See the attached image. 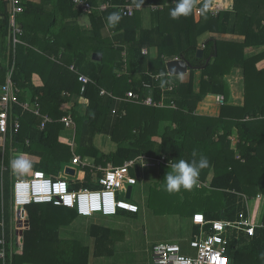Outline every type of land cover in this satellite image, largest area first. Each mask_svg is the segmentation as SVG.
Instances as JSON below:
<instances>
[{"label":"trees","instance_id":"1","mask_svg":"<svg viewBox=\"0 0 264 264\" xmlns=\"http://www.w3.org/2000/svg\"><path fill=\"white\" fill-rule=\"evenodd\" d=\"M88 1L94 8L86 11L77 8L73 0H26L24 11L16 16L23 29L18 35L21 42L14 46L8 3L0 0V83L14 67L12 78L20 88V100H39L42 113L54 119L41 129V116L15 106L13 115L20 119L21 128L16 133L10 129L5 135L11 136V147L19 150L13 153L10 148L8 157L4 161L0 158V239H6L8 264H90L91 254L97 258L114 256L117 240L124 239L120 229L92 224V253L90 246L62 233L63 227L77 220L74 209L51 203L31 204L27 206L31 223L24 231L22 252L11 251L18 222L11 194L16 174L10 161L21 153L36 156L40 160L32 161L29 173L40 169L53 178L60 177L64 164L74 157L59 134L65 127L61 118L68 113L77 124L76 154L94 155L103 166H118L140 155L166 156L173 162L191 160L193 151L197 158L205 156L208 166L200 171L198 180L206 182L210 174L213 177L209 186L180 190L179 199L184 200L185 208H180V214L184 216L186 212H199L207 221L240 219L248 216L247 198L254 202L255 210L264 198V67H258L264 61V0H236L234 12L218 13L209 10L210 0H204L191 14L177 19L170 16L175 0ZM107 1L113 6L100 12L97 7ZM127 4L135 6L134 15L121 12ZM154 4L167 6L154 10ZM215 4L221 5L222 0H215ZM145 6H150L151 27L144 26L141 12ZM117 11L122 18L110 27L107 17ZM205 32L217 36L205 39L204 54L199 58L200 37ZM225 33H236L243 39L231 40L223 36ZM253 47L263 50L246 57L245 49ZM152 48L158 49L155 58L150 53ZM94 53H101L102 60H94ZM171 55L192 66L188 82L168 75L166 57ZM72 64L91 81H79V75L70 69ZM237 66H242L245 73L244 105L228 103L230 92L224 78ZM197 71L205 77L195 91ZM34 74L41 77V86L33 82ZM144 83H151L154 99L163 100L164 107L118 101L101 94L102 89L116 96H124L129 90L145 94ZM168 85L173 89L167 90ZM209 93L225 97L218 117L196 114L198 103ZM66 103H72L68 111L62 109ZM82 103L86 105L83 114L78 109ZM162 121L171 124L156 141L153 138L159 135ZM98 134L110 136L117 149L101 152L95 145ZM162 166L165 169L159 181L149 187L150 208L155 197L162 198L159 194L166 193L163 178L171 168ZM80 186L98 187L92 172L82 184L71 187ZM189 198L193 199L188 207L191 210H186ZM117 216L136 218L126 210H120ZM261 222L263 226L257 227L252 236L243 231L231 235V248L238 246L235 264L238 258V264H264V211ZM198 227L195 225L196 234Z\"/></svg>","mask_w":264,"mask_h":264},{"label":"built area","instance_id":"2","mask_svg":"<svg viewBox=\"0 0 264 264\" xmlns=\"http://www.w3.org/2000/svg\"><path fill=\"white\" fill-rule=\"evenodd\" d=\"M8 3L9 12L11 14V27L13 44L21 42L18 35L23 33L22 27L16 22V16L24 11V3L26 0H5ZM75 6L83 10H92L94 8L88 0H73ZM113 6L110 1L101 3L97 9L100 12L107 10ZM161 5H152V9H160ZM140 9V8H139ZM136 11L135 6L131 4L123 5L121 12L125 15L132 16ZM200 11V10H199ZM145 52H147L145 50ZM124 53V57H125ZM70 69L79 75V81L87 84L91 78L86 74L80 73L77 67L72 64ZM14 67L8 69L7 78L4 83H0V132L4 135L11 132L16 133L21 128V121L13 114L14 107L19 106L24 111L32 112L42 117L40 124L44 129L48 123L54 119L43 114L39 100H20V88L14 82L12 75ZM168 75H170L168 71ZM159 77V76H157ZM145 94L136 90H129L124 96H116L113 92L106 89L101 90L102 95L115 98L118 101H126L135 104H143L152 107H164L163 100L154 99V89L151 83H144ZM172 90L173 85L165 87ZM61 121L65 127L76 130V123L71 113L63 116ZM75 138V137H74ZM173 160H167L166 156L153 158L147 155H140L135 158L126 160L123 164L114 166L109 164L107 167L97 165L89 160L84 159L80 154L74 153L71 165L82 166L81 172L84 177L68 179L67 176L61 174L58 178L49 176L45 171L37 169L27 175H19L13 181L11 194L14 208L16 210L15 219L23 220L24 208L31 204H53L74 209L79 216L93 217L96 213L104 216H117L122 204L119 202V192L121 190L127 192L130 186L137 183L135 167H151L162 164H171ZM90 167L93 174V182L98 185L96 188L83 187L72 188V184H82L86 180L87 170ZM78 172V170H77ZM102 172V173H101ZM77 174V173H76ZM204 183V182H203ZM209 186V183H204ZM198 183V187L204 186ZM247 198V197H246ZM131 199V198H128ZM248 216L240 219H214L205 220L202 213L195 214V220H198L202 229L198 237L190 238L187 245H181L176 242H159L154 244L152 248L153 264H235L236 252L238 246L231 248V235L233 232L243 231L250 236L254 235L257 227L263 226L258 221L260 210L252 208L247 198ZM18 208V209H17ZM122 210L129 212H138V204L135 206L128 205ZM19 224V223H18ZM209 226L205 230V226ZM0 259L3 264L7 263V247L6 239H0Z\"/></svg>","mask_w":264,"mask_h":264},{"label":"rangeland","instance_id":"3","mask_svg":"<svg viewBox=\"0 0 264 264\" xmlns=\"http://www.w3.org/2000/svg\"><path fill=\"white\" fill-rule=\"evenodd\" d=\"M204 0H195V7L197 8V5L202 2ZM211 2V6L209 7V10L212 11L213 13H218L220 10H228V11H232L234 12V9L236 7V0H222V4L219 6H216L215 4V0H210ZM162 7H159L160 10H163L166 8V4H161ZM199 10H201V8H198ZM156 10V9H154ZM141 14L143 16H145V19H147V23L150 22V20L152 21V17H151V13H150V6H145L142 8V12ZM149 17V18H148ZM154 20V19H153ZM156 20V19H155ZM214 34H211L209 32H205L203 33V35L200 37V48H203V42H205V39H209L210 36H213ZM217 36V35H214ZM223 36H225L226 38H229L231 40H235V41H241L243 39V36H239L236 33L235 34H230V33H225L223 34ZM263 48L259 47H253V48H246L245 49V54L246 57L248 56H252L255 55L257 53H259L260 51H262ZM170 58H177L174 56H168ZM105 60H108V57L105 56ZM124 60H126V55L124 57ZM260 66V68L264 67V61L262 63H260L258 65V67ZM120 73V72H119ZM118 73V75H119ZM186 75V74H185ZM39 76V75H38ZM40 77V76H39ZM197 77V78H196ZM205 76L200 73V71L195 73V78L197 79V81H201L202 78H204ZM182 79L183 75H177L175 76V79ZM194 78V79H195ZM195 79V80H196ZM225 82L228 85V89L229 92L230 90H234L236 92L239 91L238 96H240L239 99H236L235 102H240L242 101L241 98L243 97V102L240 105H244L245 101H246V94H247V90H246V80H245V73L243 70L242 66H237L235 67L232 72L230 74H228L225 78H224ZM33 82L35 84H38L39 86H41V84H43L41 77L38 78L37 76H33ZM197 84V83H196ZM200 87V86H199ZM199 87L197 86V90H199ZM241 91V92H240ZM230 97V96H229ZM223 98L225 99V97L223 96ZM222 99V98H221ZM231 101V99H230ZM72 106V103H66L62 105V109L64 111H68V109ZM214 114V112H212ZM75 132L76 130L64 127L63 130L60 131V135L62 137V139L64 140V144H66L67 148L70 150V152L72 153H77L76 150L78 148V142L77 139H75ZM10 143H12L11 141V136L9 138H6V136L4 134H2L0 132V158L2 161H4L6 159V157H8V152L11 151L17 152L19 153V150H16L15 147H11ZM95 145L101 150V152L103 153H109L111 150H115L117 148V143L108 135L105 134H98L95 137ZM94 152L96 154L97 151L94 150ZM24 153H21L19 155H23ZM79 154L86 160L91 161L92 163H95L97 165H103L101 163H96V159L93 158L95 157L90 156V155H83L82 153L79 152ZM93 154V153H92ZM16 156V155H15ZM24 156L33 161V162H38L40 160L39 157L36 156H30V155H25ZM72 161L67 162L63 169V172L61 174L67 176L68 179H73L75 178V176H69L65 174V168L66 166H71L74 167L78 170L77 172V176L80 178L84 177V172H81L80 170L83 169L82 166H78V165H71ZM109 164L106 165V167ZM113 165V164H111ZM165 168H163L162 170H164ZM87 170V174L91 173V168L88 167L86 168ZM147 171H151V183L156 182L158 180V172L157 170H155V174L152 173V169L151 170H147ZM29 173V172H28ZM27 173V174H28ZM102 173V172H101ZM25 174V175H27ZM17 175V174H16ZM198 183L204 184L203 181L198 180L197 184L193 187V190L195 187H197ZM148 181L146 178V175H144L141 178H138L137 183L134 185L133 187V192H132V198L128 199L126 196V191L125 190H121L119 192V202L120 204H122V207L125 208L128 205L131 206H135L137 205V202H139L140 204H147V197H148V191H149V187L147 186ZM204 186H206L204 184ZM159 188L161 186H158ZM199 188V187H198ZM194 193V192H193ZM179 192L176 193H168L166 191V193H164L163 195L159 194L160 196H162V198L160 197L159 199L157 197L154 198V204L152 205V207H148L152 210L148 211V214L143 213V209L141 210L139 207V211L140 213L138 214L137 218H134L133 220V225H122V222H113V227L118 228L122 231H125L127 233V231H129L130 233L128 234V239L125 240V242H122L120 244L119 247H117V252L115 253V256L113 258H104V261H95V258L92 257V263L91 264H153V259H152V248L154 246V244L159 243V242H176L179 244H183L184 245V241L188 238L190 239L191 237V229H192V223H193V219H187L188 216H195V214H189V212H186V210H191L190 207L192 204L193 199L189 198V201L186 202L187 204H189L188 206H186V216L180 214V208L184 206V200L182 202H180L179 199ZM153 203V200H152ZM151 203V204H152ZM139 206V205H138ZM142 206V204H141ZM251 206L252 208H255L254 206V202L251 201ZM254 206V207H253ZM184 208V207H183ZM18 209V208H17ZM185 209V208H184ZM25 211H28V207L24 208ZM146 210V209H145ZM147 211V210H146ZM157 211V212H156ZM198 211H202V210H198ZM191 212V211H190ZM137 212H133V214H136ZM199 213V212H198ZM146 214V215H145ZM263 214V211H261V216ZM24 218L22 222H25L26 218H27V213L25 212L24 214ZM15 216H16V210H15ZM261 216L258 217V221H261ZM178 217H183V218H178ZM93 218H100V219H117L118 216H104V215H100L99 213H96L93 217H86V216H78V222H87V225L90 223L89 220L93 219ZM20 220L16 221L19 223L16 225V229L20 230L21 228H24L25 226H20ZM179 221L181 222H185L187 221V225L186 226H179ZM191 222V225H190ZM16 224V222H15ZM15 226V225H14ZM18 226V227H17ZM183 229L184 231L182 232ZM181 231V233H184L183 235L180 233L178 236V238H174L175 236H177V232ZM236 232H233V234ZM239 263V258L237 259V264Z\"/></svg>","mask_w":264,"mask_h":264},{"label":"crops","instance_id":"4","mask_svg":"<svg viewBox=\"0 0 264 264\" xmlns=\"http://www.w3.org/2000/svg\"><path fill=\"white\" fill-rule=\"evenodd\" d=\"M154 5H158V4H154ZM152 6V5H151ZM149 18V17H148ZM147 19H145V17H144V26H146V27H151L152 26V24H153V21H151L150 20V22L149 23H147V21H146ZM82 22H84V21H82ZM151 55H152V57H156L157 55H158V49L157 48H152L151 49ZM166 59H167V62L169 61V60H174L175 58H170V57H166ZM199 72V71H198ZM200 73H201V71H200ZM34 76H37L38 78H40L37 74H34ZM197 78V77H196ZM195 78V79H196ZM189 79H190V72H187L186 73V75L184 74L183 75V78L181 79L180 78V81L181 82H188L189 81ZM194 79V86H195V91H198L197 90V86L199 87L200 86V80L199 81H197V79L195 80ZM197 83V84H196ZM36 85H38V84H36ZM42 85V84H41ZM241 92V91H240ZM238 94H239V91L237 92V90H236V92L234 91V90H230V97H229V100H228V103H230V104H233V105H240L242 102H243V97L241 98V100L242 101H240V102H235L236 101V99H239L240 98V96H238ZM222 98V99H221ZM230 99H231V101H230ZM81 102H84V103H86L85 101H81ZM84 103H82L79 107H78V109H79V111H80V113H84L85 112V109H86V105L84 104ZM225 103V99L223 98V95H217V94H207V95H205L204 96V98H203V100L202 101H200L199 103H198V105H197V108H196V114L197 115H201V116H209V117H218V116H220V114H221V110H222V105ZM212 112H214V114L212 113ZM124 113H126V112H124ZM75 123H76V121H75ZM168 124H171V123H169V121L168 122H165V121H162L161 122V124H160V133H159V135H156L153 139L154 140H160L161 139V135H163V129L168 125ZM76 128H77V124H76ZM76 132H75V137H76ZM117 149V148H116ZM115 149V150H116ZM111 151H114V150H111ZM24 155V154H23ZM25 155H27V154H25ZM93 158H95V157H93ZM97 163V162H96ZM174 163V162H173ZM166 166H169V164H165ZM140 168V167H139ZM164 167L162 166V165H157V166H151V167H141V170H140V172H141V177H143L144 175H146V178H147V181H148V183H150V184H148L147 186L148 187H150L153 183H155V182H153V183H151V178H152V176L153 175H151V171H147L148 169L149 170H151L152 169V173L153 174H155V170H157V171H159L158 172V175H159V177H158V180L156 181V182H158L159 181V178H160V174H162V172H163V169ZM134 174H136V177H137V180H138V178H141V177H138L137 176V172L135 171L134 172ZM61 175V174H60ZM85 175V174H84ZM17 176H19V175H14V177H13V181L17 178ZM213 177V174H210L209 175V177H208V181H206L207 183H210V180H211V178ZM206 182H204V183H206ZM12 184H13V182H12ZM78 185H80V184H78ZM134 187V186H133ZM132 192H133V190H132ZM132 196V195H131ZM132 198V197H131ZM184 199V198H183ZM148 202V201H147ZM137 204L139 205V207H140V209L142 210L143 209V213H145L146 212V214H148V211L149 210H152V209H150V208H148L149 206L145 203V204H143V203H141L142 204V206H141V204L139 203V202H137ZM148 206V207H147ZM147 211H146V210ZM257 209H259L260 210V213H259V216H261V211H264V198L262 199V202H260L259 203V206L257 207ZM140 210V211H141ZM140 211L138 210V212L135 214L136 215V218L138 217V214L140 213ZM26 213H27V215H28V211H26ZM131 214H133L132 212H130ZM145 214V215H146ZM178 218H183V217H178ZM194 217L193 216H191V217H189L188 216V218H186L187 219V221H188V219L190 220V219H193ZM29 220L30 221V219H29V217L27 216V218H26V220ZM78 219V218H77ZM133 220H134V218H129V217H119V218H117V219H100V218H93V219H91V220H89V224L87 225V222L88 221H86V222H78V220H76L73 224H71L70 226H66V227H63L62 228V233L64 234V235H71V236H73L75 239H78L79 241H81L84 245H87V246H90L91 247V252L93 253V249H94V246H95V239L93 238V237H91L90 236V229H91V225L92 224H100V225H103V226H107V227H111V228H115V227H113V222H122V225L123 224H125V225H133L132 223H133ZM187 221H185V222H180L179 221V226L181 227V226H186L187 225ZM17 222V221H16ZM31 223V222H30ZM190 225H191V222H190ZM195 225H198L199 227H198V232H197V234L195 233ZM30 226V225H29ZM118 229V228H117ZM201 229H202V225H201V223H199L198 221H196L195 220V218L193 219V223H192V229H191V237L190 238H194V237H198L199 235H200V232H201ZM204 229L205 230H208L209 229V226H205L204 227ZM180 230H182V232L184 231L183 229H181L180 228ZM178 231L177 232V236H175L174 238H178L179 236V234L181 233V231ZM24 231H25V229H24ZM124 232V239H118L117 240V242H116V250H117V247H119L120 246V244L122 243V242H125V240H127L128 239V234L130 233L129 231H127V233L125 232V231H123ZM182 235L184 234V233H181ZM14 240V242H13V244H12V246H11V251H12V253H14V254H19V253H21L22 252V248H23V243H24V233H23V235H21L20 234V232H19V230H16V238H14L13 239ZM188 238L184 241V245H187L188 243ZM117 252V251H116ZM115 256V255H114ZM114 256H111V257H94V255L93 254H91V257H90V264L92 263V257H94L95 258V261H99V260H101V261H104V258H113Z\"/></svg>","mask_w":264,"mask_h":264},{"label":"clouds","instance_id":"5","mask_svg":"<svg viewBox=\"0 0 264 264\" xmlns=\"http://www.w3.org/2000/svg\"><path fill=\"white\" fill-rule=\"evenodd\" d=\"M195 7V0H175L174 7L170 10V16L177 19L180 16H188ZM121 14L112 12L107 17L110 27H115L121 20ZM177 59V58H175ZM170 61V60H169ZM197 152H192L191 160L179 159L169 164L171 171H167L163 180V188L168 193H176L181 189L191 190L198 182L200 171L208 166V160L200 155L197 158ZM32 161L24 155H17L10 161V168L17 175L27 174L32 169ZM264 260V253L261 254Z\"/></svg>","mask_w":264,"mask_h":264},{"label":"water","instance_id":"6","mask_svg":"<svg viewBox=\"0 0 264 264\" xmlns=\"http://www.w3.org/2000/svg\"><path fill=\"white\" fill-rule=\"evenodd\" d=\"M204 54V49L203 48H199L197 51V56L199 58L203 57ZM103 55L101 53H94L93 54V59L94 60H102ZM212 58V57H211ZM211 58L208 59L207 62H209L211 60ZM167 69L170 73V75L172 76H177V75H184L187 72L190 71V69H192V66L190 65V63H188L186 60L182 59V58H177L174 60H170L167 62ZM135 170L137 172V176L141 177V172H140V168L138 165H136ZM77 173V169L71 166H66L65 168V174L69 175V176H75ZM132 190H133V186H130L127 192V198H131L132 196ZM23 220H20V226H25L24 228H21L19 230L20 234L23 235L24 233V229L28 228L30 225V221L27 219L25 220V222H22Z\"/></svg>","mask_w":264,"mask_h":264}]
</instances>
